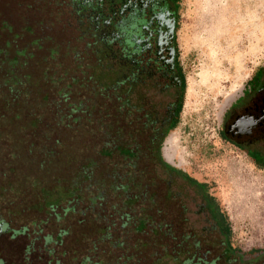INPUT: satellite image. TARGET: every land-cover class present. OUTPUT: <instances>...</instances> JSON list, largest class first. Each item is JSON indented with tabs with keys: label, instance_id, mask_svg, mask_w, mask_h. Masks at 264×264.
<instances>
[{
	"label": "rangeland",
	"instance_id": "obj_1",
	"mask_svg": "<svg viewBox=\"0 0 264 264\" xmlns=\"http://www.w3.org/2000/svg\"><path fill=\"white\" fill-rule=\"evenodd\" d=\"M102 9L94 0H0V63L4 72L11 63L22 70L24 65L41 82L77 80L71 97L73 102L85 99L84 108L89 107L88 93L95 87L92 101L100 105L94 112L87 109L88 114L99 118L105 108V116L111 117L106 124L120 126L127 135L131 126H144L145 118L133 109L137 97L130 94L132 111L127 112L120 101L100 95L115 93L109 90L111 85L134 73V56L141 49L132 29L126 31L125 43L115 35L108 40L102 21L109 18H103ZM176 12L174 43L185 89L177 125L165 135L160 155L168 165L204 184L229 220L233 247L244 254L260 251L230 264H264V168L255 163L264 164L253 163L221 134L227 114L235 103H242L250 78L264 65V0H180ZM48 58L54 61L47 62ZM56 66L60 69L46 77L44 72ZM137 88V84L125 86V90ZM47 92L54 95L55 90L49 87ZM153 97L154 105H144L158 116L151 112L150 123L158 120L166 126L168 121L161 116L165 106H172L176 92ZM41 98L49 101L48 95ZM85 123L81 119L78 124ZM139 133L135 170L113 155L99 160L91 175H78L75 189L69 185L56 188L52 196L44 194V202L35 208L42 214V224L33 227V234L51 237L45 240L53 246L49 260L210 264L221 254V243L202 212L200 191L180 179L167 185L152 150L144 146L146 133ZM42 238L34 250L45 254L46 260ZM27 245L26 238H0L1 264H17L20 259L22 263ZM215 264L226 263L222 258Z\"/></svg>",
	"mask_w": 264,
	"mask_h": 264
},
{
	"label": "trees",
	"instance_id": "obj_2",
	"mask_svg": "<svg viewBox=\"0 0 264 264\" xmlns=\"http://www.w3.org/2000/svg\"><path fill=\"white\" fill-rule=\"evenodd\" d=\"M172 1L177 3L180 0ZM108 40L111 41L112 37H108ZM51 60L54 61V58H48L47 62ZM174 63L177 67V60L174 59ZM2 65L0 63V221H9L21 231L28 229V233L35 232L33 227H40L42 224L39 220L42 214L35 210L36 206L42 204L47 196H52L56 188L65 186L69 188L70 185L75 189V185H79L76 182L78 175L83 172L91 175L98 167L99 160L110 159L116 155L123 162H128L127 165L131 169L136 168L140 147L139 132H144L147 140L144 146L152 150L154 163L160 165L165 172L171 171L179 177H184L185 183L190 182L200 191L202 201L206 205L205 209L216 223L225 248L239 252L232 246V230L226 214L207 193L204 184L168 165L160 155L162 141L165 135L176 127L178 114L182 108L185 81L178 68L179 99L174 119L168 126H161L158 120L151 124L149 114L152 112L154 117H158L153 108L149 106L146 109L147 107L142 106L138 110L133 106V109H136L135 113L141 114L145 122L144 126H131V131L126 135L121 132L120 126L118 128L116 126V129L115 126L107 125L111 123V117L108 114L105 116L104 113H107L105 108H101L99 118L92 116L91 111L94 112V108L100 105L92 101L94 100L92 94L97 90L95 87L92 94L88 93L89 107L84 108L85 99L73 102L71 97L73 86L78 85L77 80L63 78L60 81L64 82L63 86H60L59 81L41 82L40 78L35 79L25 70L24 65L22 70L19 65L11 63L5 72ZM53 67L44 72L46 77L60 69L57 66ZM134 84L133 73L126 74L124 77L121 76L120 81L111 85L109 90L113 89L115 93L100 96L120 101L121 109L131 112L129 96L134 90H125V86L132 87ZM49 87L55 90L54 95L47 92ZM47 95L49 101L44 102L41 97L46 98ZM87 109L91 110L90 114ZM81 119L86 120V123L78 124ZM103 151L106 152V157ZM256 165L264 168V165ZM117 171L115 168L113 173ZM45 193L48 195L45 196ZM132 200L130 201L134 204ZM259 252L256 249L245 254L253 256L252 254Z\"/></svg>",
	"mask_w": 264,
	"mask_h": 264
},
{
	"label": "flooded vegetation",
	"instance_id": "obj_3",
	"mask_svg": "<svg viewBox=\"0 0 264 264\" xmlns=\"http://www.w3.org/2000/svg\"><path fill=\"white\" fill-rule=\"evenodd\" d=\"M94 1L101 2L103 15L105 14L103 18H109V21H102V24L110 37L115 35L119 43H125L128 37L126 31L129 32L132 29L133 36L139 43L141 50H138L134 56L136 63L133 73L138 87L134 91L138 100L137 107L141 108L147 105V102L148 105H154L152 99L155 95L176 92V99L170 104L172 106H165L161 116V119L165 118L168 121L166 125L168 126L176 113L180 86V75L174 63V59L177 60L173 38L177 16L176 2L172 0H107L104 4L101 0ZM250 83L249 90L240 97L242 98L240 101L243 100L242 103L237 106L235 103L227 114L221 134L224 140L246 152L253 163L259 161L264 164V65L250 78ZM164 173L167 185L177 182L178 179L182 182L185 180L174 172L164 171ZM200 205L202 212H206L210 229L222 246L221 254H218L217 259H213L210 264H215L222 258L226 264L235 262V259L239 261L240 256L245 254L225 248L216 223L205 209L206 205L203 202ZM2 237L27 239L28 245L25 247L22 259L24 261L21 263L20 259L17 264H60L58 260L48 258L53 252L51 249L53 246L51 247V243H46L45 240L51 237L42 238L38 233L21 231L19 227L12 226L9 221H0V238ZM41 238L44 241L41 246L47 250L46 260L45 254L34 250L35 243Z\"/></svg>",
	"mask_w": 264,
	"mask_h": 264
}]
</instances>
